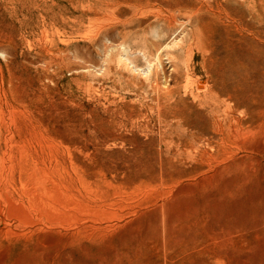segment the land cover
Returning a JSON list of instances; mask_svg holds the SVG:
<instances>
[{"label": "rangeland", "instance_id": "1", "mask_svg": "<svg viewBox=\"0 0 264 264\" xmlns=\"http://www.w3.org/2000/svg\"><path fill=\"white\" fill-rule=\"evenodd\" d=\"M0 264H264V0H0Z\"/></svg>", "mask_w": 264, "mask_h": 264}]
</instances>
